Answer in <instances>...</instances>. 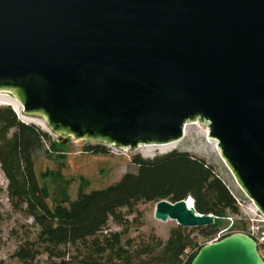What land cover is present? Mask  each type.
Returning <instances> with one entry per match:
<instances>
[{
    "label": "water",
    "instance_id": "1",
    "mask_svg": "<svg viewBox=\"0 0 264 264\" xmlns=\"http://www.w3.org/2000/svg\"><path fill=\"white\" fill-rule=\"evenodd\" d=\"M0 92L62 143L136 149L180 139L198 119L264 214V0H0ZM155 217L215 223L192 197L158 201ZM191 264L264 258L235 232Z\"/></svg>",
    "mask_w": 264,
    "mask_h": 264
},
{
    "label": "trees",
    "instance_id": "2",
    "mask_svg": "<svg viewBox=\"0 0 264 264\" xmlns=\"http://www.w3.org/2000/svg\"><path fill=\"white\" fill-rule=\"evenodd\" d=\"M19 117L10 105H0V164L9 181V197L40 228L37 246L28 242L17 250L16 256L22 262L32 263L40 253L39 247L62 259L70 253L63 247H75L78 252L73 257L82 264H191L204 245L191 230L178 226L167 240L153 235L136 245L129 239L124 242L132 223L123 209L135 214L141 201L156 204L163 199L177 202L192 197L198 213L215 216L214 224L197 227L206 239L216 234L229 216L240 213L236 198L214 166L202 157L179 150L153 158L135 155L136 173H126L105 189L87 193L81 188L68 205L61 200L51 206L49 190L36 176L34 155L52 138ZM86 150L95 154L108 151L100 144L88 145ZM111 220L123 230L108 231ZM190 248L197 249L184 262ZM61 264L68 262L63 260Z\"/></svg>",
    "mask_w": 264,
    "mask_h": 264
},
{
    "label": "rangeland",
    "instance_id": "3",
    "mask_svg": "<svg viewBox=\"0 0 264 264\" xmlns=\"http://www.w3.org/2000/svg\"><path fill=\"white\" fill-rule=\"evenodd\" d=\"M25 115L32 119H44L38 114ZM19 119L22 121L20 117ZM190 121H194L196 124L189 126L187 135L181 138L177 147L162 152L158 147L153 146L154 148H151L147 153L144 152L145 149L138 147L130 149L126 155H115L109 151L95 154L86 150L88 145L105 146L99 141L83 140L79 142L68 138L62 143L57 139L58 135L53 133L50 128L46 130L35 122H27L48 132L52 138L51 142H46L44 147L34 155L36 176L40 184L49 190V204L54 206L57 202L65 200L67 201L65 204L68 205L70 201L77 198L81 188L87 193L105 189L119 182L126 173H136L138 166L133 162L135 155H140L142 158H153L172 150H179L206 159L209 164L214 166L215 171L225 181L236 198L240 213L232 215V220L227 218L221 228H227L229 234L247 233L257 227L263 228L264 224L259 221L261 212L238 183L216 146L215 139L207 137L206 132H210L209 125L203 127L198 119ZM8 184L9 181L0 164V264H61L63 260L68 264H82L80 259L73 257L78 252L75 247H63L64 250L70 249V253L65 259L50 256L43 247H39L40 253L32 263L22 262L16 256L17 250L28 242H35L37 246L40 228L33 217L14 206L9 197ZM155 207L154 202L141 201L136 205L137 213L135 214L128 213L126 208L123 209L126 217L132 223L124 235V242L129 239L136 245L143 240H148L153 235L167 240L171 230L180 226L176 220L157 219ZM186 228L191 230L193 236L197 237L200 242L207 240L201 236L197 227ZM121 230H123L122 226L112 220L109 222L108 231ZM256 235L260 236V233H256ZM195 250V248H190L188 252L190 254ZM259 252L264 258V244L259 247Z\"/></svg>",
    "mask_w": 264,
    "mask_h": 264
},
{
    "label": "bare ground",
    "instance_id": "4",
    "mask_svg": "<svg viewBox=\"0 0 264 264\" xmlns=\"http://www.w3.org/2000/svg\"><path fill=\"white\" fill-rule=\"evenodd\" d=\"M0 103L1 104H8V105L13 106L22 120H24L26 122H35V123L39 124L41 127H43L44 129L48 130V127H47L46 122H45L44 119L42 120V119H36V118H33V119L32 118H28L24 114V112L22 111L23 110V105L21 103V100L18 99L17 97H15V96H13V95H11L9 93L0 92ZM192 124H196V122H194V121H187V123L184 126V134H183V136L181 138H183L184 136L187 135L188 128ZM206 135H207L208 138H211L210 132H206ZM181 138L180 139H177V140H173V141L168 142V143H162V144H156V143L141 144V145H139V148L140 149H145L144 152L147 153V152L150 151L151 148H154L153 146H156V147H158L160 149V151L164 152V151L169 150V149H171L173 147H177V145L179 144ZM214 141L216 143V146L218 147L217 141L216 140H214Z\"/></svg>",
    "mask_w": 264,
    "mask_h": 264
},
{
    "label": "built area",
    "instance_id": "5",
    "mask_svg": "<svg viewBox=\"0 0 264 264\" xmlns=\"http://www.w3.org/2000/svg\"><path fill=\"white\" fill-rule=\"evenodd\" d=\"M104 145H105V147H107V150L109 152H111V153H113L115 155H124V154L126 155V153L130 150L129 148H126L124 150V149H122L120 147L115 146L114 144H104ZM228 218L230 220H232L233 216H229ZM259 221L264 224V214L260 213ZM256 233H260V236L256 235ZM247 234L253 236L256 239V241L258 242L259 247L262 244H264V227L263 228L257 227V229H253L252 231L247 232ZM227 235H229L228 229L227 228H220L217 231L216 234H214L213 236L208 238L206 241H204L203 244H207V243L218 241V240H220L221 238H223V237H225ZM200 243H202V242H200ZM195 249H197V248H195ZM190 254H189V252L187 250L186 253H185V256H184V262L188 259Z\"/></svg>",
    "mask_w": 264,
    "mask_h": 264
}]
</instances>
